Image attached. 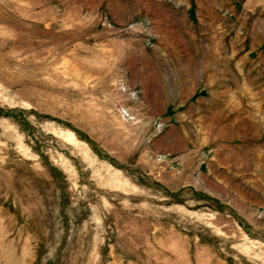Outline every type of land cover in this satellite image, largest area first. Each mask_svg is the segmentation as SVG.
I'll use <instances>...</instances> for the list:
<instances>
[{"label":"rangeland","instance_id":"374dc122","mask_svg":"<svg viewBox=\"0 0 264 264\" xmlns=\"http://www.w3.org/2000/svg\"><path fill=\"white\" fill-rule=\"evenodd\" d=\"M0 264H264V0H0Z\"/></svg>","mask_w":264,"mask_h":264},{"label":"built area","instance_id":"2783aa9c","mask_svg":"<svg viewBox=\"0 0 264 264\" xmlns=\"http://www.w3.org/2000/svg\"><path fill=\"white\" fill-rule=\"evenodd\" d=\"M131 118H133V117H131Z\"/></svg>","mask_w":264,"mask_h":264}]
</instances>
